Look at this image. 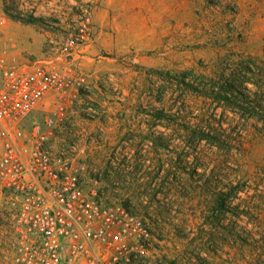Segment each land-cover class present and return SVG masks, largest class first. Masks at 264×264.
<instances>
[{
    "label": "rangeland",
    "instance_id": "rangeland-1",
    "mask_svg": "<svg viewBox=\"0 0 264 264\" xmlns=\"http://www.w3.org/2000/svg\"><path fill=\"white\" fill-rule=\"evenodd\" d=\"M246 1L248 16L242 15L239 0H182V6L180 0H143V6L136 0L126 5L119 0H0V59L6 51L14 61L44 59L53 51L50 39L67 30L75 11H92L94 40L71 59V71L85 74L91 86L80 89L67 106H92L95 124L109 128L111 141L128 144L139 162L131 169L141 167L151 175L122 183L127 190L141 191V202L129 195L122 200L148 217L156 232L171 235L170 244L161 243L165 251H156L157 264H264V2ZM136 11L139 20L124 19V13L135 16ZM22 33H27L24 47ZM213 81L235 84L228 95L261 102L257 113L241 123L238 107L216 102ZM183 102L193 115L216 113L224 126L242 130L238 174L246 181L245 190H231L233 177L206 179L202 165L196 173H189L187 163L180 174L169 173L182 152L194 153L172 122ZM37 108H56L55 96L47 95ZM96 132L105 134L100 128ZM184 158L180 155L182 165ZM156 191L154 197L148 194ZM226 193L231 210L219 221L203 223L199 205ZM174 200L187 204L172 205ZM209 228L217 231L218 246L207 237L199 239Z\"/></svg>",
    "mask_w": 264,
    "mask_h": 264
},
{
    "label": "built area",
    "instance_id": "built-area-1",
    "mask_svg": "<svg viewBox=\"0 0 264 264\" xmlns=\"http://www.w3.org/2000/svg\"><path fill=\"white\" fill-rule=\"evenodd\" d=\"M94 34L92 11L80 9L44 59L8 60L6 51L0 59V264H157L148 217L99 185L102 133L67 106L91 86L71 59ZM49 94L56 108L40 112ZM95 113L88 106L80 117Z\"/></svg>",
    "mask_w": 264,
    "mask_h": 264
},
{
    "label": "trees",
    "instance_id": "trees-1",
    "mask_svg": "<svg viewBox=\"0 0 264 264\" xmlns=\"http://www.w3.org/2000/svg\"><path fill=\"white\" fill-rule=\"evenodd\" d=\"M217 87L214 91V98L216 102L224 103V105L234 108L238 107L241 111V123L245 124L248 122L249 118L252 117V113H257L260 103L258 100L250 99L247 95H242L241 98L235 96L234 94H229V90H233L236 85L231 83L219 84V82H212L211 87ZM233 88V89H232ZM232 93V92H231ZM186 105L183 102L182 106L173 113V125L174 130L177 131L178 137L184 136L182 139L186 143L187 147H190L194 150V153L191 152H182L183 160L185 165H182L180 155L171 164L169 173L180 174L182 169L190 167L189 173L195 171L198 165H202L203 170L202 174H207L206 179L220 180V176L224 177H233V180L236 181L235 185L232 186L231 190L234 193L243 191L246 189V181L243 180V177L239 175L240 171V156L242 155L243 142L240 139L241 129H236V127H226L223 125V119L218 117L216 113H208L201 115H193L192 111L186 110ZM195 117L197 122H192L189 117ZM184 130L185 134H180V130ZM165 139L159 138V141ZM187 157H191L190 161ZM213 162V166L211 164ZM233 163V164H232ZM194 164V165H193ZM211 165V166H210ZM184 170V169H183ZM191 200L192 197L190 196ZM228 194L221 196L220 198L208 199L206 202V207L210 208L209 212L212 214L217 211L219 213L220 209H231L229 208L230 204L227 202ZM183 205L177 201H173L172 205ZM239 205V204H238ZM228 207V208H227ZM178 209V208H176ZM253 241L258 242L259 237L251 235ZM245 243L247 242L246 238H240ZM248 239V237H247Z\"/></svg>",
    "mask_w": 264,
    "mask_h": 264
},
{
    "label": "crops",
    "instance_id": "crops-1",
    "mask_svg": "<svg viewBox=\"0 0 264 264\" xmlns=\"http://www.w3.org/2000/svg\"><path fill=\"white\" fill-rule=\"evenodd\" d=\"M120 2L123 1L122 3H124V5L128 4L127 0H119ZM159 3V0H157ZM181 1V5L182 6V0ZM264 2V0H262ZM156 2V0H155ZM255 0H251V3L254 4ZM136 3H140L141 6H143V0H136ZM240 3V7H241V12L242 15L248 16L249 15V7H248V2L246 0H239ZM151 4H153V0H151ZM264 8V5H263ZM254 11V9L252 10ZM251 11V13H252ZM176 12V9H175ZM132 13V12H131ZM134 13H132L131 16H126V14L124 13L123 17L124 19H130V20H139V16H138V12H135V16H133ZM264 14V9H263V13L260 15ZM142 15V13H141ZM143 19V18H142ZM260 19L262 20V18L260 17ZM14 33V32H13ZM27 36V33H22V47L25 46V37ZM18 39V40H19ZM16 41V44L19 43V41ZM93 81V80H92ZM94 94V93H92ZM101 100V99H100ZM40 112H48L51 111L53 109H45V108H37ZM70 109H72L74 111V116L76 117V119L78 120L79 123H81L82 125H85L87 130H92L95 131L100 128L102 129L103 133V137H105L104 139H106L104 141V146H102V148H100L98 151H95V156L97 157V160H99V163H96V166L99 165L101 169H103L105 167V170L102 171L103 176L100 179V187L106 192V196L107 198H113V197H118L119 199H122L126 196H130L133 198L138 197L140 200L138 202H141V196L143 193L141 191H133V190H127L126 187H124V185L122 184L123 182H137V181H141L143 179H148L149 176H151L150 174H147L146 172L143 171V169L141 167H136L137 170L134 171V169H131L132 165H135L137 160H134V156L132 155L131 151L128 150L127 147V143L123 140L121 141H111V137H110V133L108 131V127L104 126V125H96L95 124V118L93 119H89V120H84L83 118L80 117V113L81 110L83 108H81V105L79 103H75L73 106L70 107ZM103 121H106L105 119H103ZM114 144V146L112 145ZM136 143H130V145H135ZM150 145H156L155 143H152ZM114 148L116 149L117 153H113L112 151H110L111 149L114 150ZM116 158V163L114 165H112L111 163L108 162L109 158ZM139 158V156H138ZM137 164H139V162H137ZM104 166V167H103ZM107 166V167H106ZM116 167V168H115ZM152 179V178H151ZM102 185V186H101ZM137 185V183H136ZM140 185H143V182L141 184H138L137 186L140 187ZM129 191V192H126ZM158 191V190H157ZM154 192V193H148L151 194L153 197L157 195L158 192ZM134 195V196H132ZM226 195V194H225ZM190 197V196H189ZM188 197V198H189ZM208 199H213V198H206L203 204L199 205V211L201 213V217H203L204 221L203 223L206 224H210L211 223V219L215 218V222L219 221L220 218H224V213L228 210L231 209H220L219 213H217V211L215 213H211L209 212L208 207H206V201ZM133 201V199H132ZM186 202V201H184ZM187 202H191L190 199H188ZM228 202V201H227ZM132 203H135V201H133ZM151 203V202H149ZM185 205V204H184ZM185 207V206H184ZM228 208V207H227ZM230 208V207H229ZM212 225H215V223H213ZM160 241L159 244L157 245V250H159L158 248L162 247L161 243L166 242V244H170L171 242V235H168V238H166L167 235H165L163 233V231H161V234L158 233ZM203 237H207V242H210L212 244H215L218 246V236H217V231H213L212 228L209 229H205L204 233H202L199 236V239L201 240ZM169 239V240H168ZM163 248V247H162ZM156 250V251H157ZM163 251H165V248L162 249ZM170 249H168L169 251ZM189 252L191 254L194 255L193 251L189 250ZM168 256V255H167ZM169 257V256H168ZM172 257V256H170ZM196 257V256H195ZM170 262H173V257L172 259H170Z\"/></svg>",
    "mask_w": 264,
    "mask_h": 264
}]
</instances>
